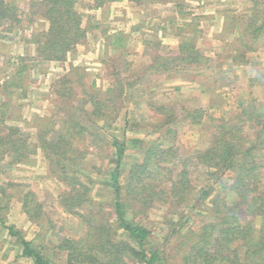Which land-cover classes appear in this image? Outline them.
<instances>
[{"label":"trees","instance_id":"obj_1","mask_svg":"<svg viewBox=\"0 0 264 264\" xmlns=\"http://www.w3.org/2000/svg\"><path fill=\"white\" fill-rule=\"evenodd\" d=\"M80 1L32 0L22 10L13 0H0V39L19 34L32 48L33 61L64 64L88 36ZM92 1L91 7L101 9L112 2L161 0ZM240 3L223 31L235 37L226 53L237 68L249 65L248 54L264 43V0ZM192 24L178 34L176 50L156 53L134 80L129 78L134 61L115 69V56L127 55L123 37H117L110 59L115 80L105 91L85 83V72L66 71L50 85L51 111L30 122L20 118L24 127L16 125L19 118L9 109L15 94L30 97L35 83L30 61L15 58L13 73L0 78V173L36 166L41 156L47 179L61 187L54 199L12 181L0 184L3 243L15 241L17 259L25 264H264V99L254 92L235 94L219 116L213 114L215 105L189 108L151 99L154 78L210 65L197 35L189 33ZM256 87L264 93V65L250 79L249 89ZM124 107L134 114L146 109L154 121L131 120L128 110L122 118ZM192 127H207L209 136L206 145L190 152L176 139ZM18 194L22 213L38 227L31 239L8 218ZM54 203L83 226L80 236L54 230L45 215ZM157 209L168 211L158 231L150 221ZM43 235L53 238L46 243Z\"/></svg>","mask_w":264,"mask_h":264},{"label":"rangeland","instance_id":"obj_2","mask_svg":"<svg viewBox=\"0 0 264 264\" xmlns=\"http://www.w3.org/2000/svg\"><path fill=\"white\" fill-rule=\"evenodd\" d=\"M13 1L22 10H27L32 2V0ZM240 2L241 0H161L153 3L150 1L139 3L124 1L112 2L109 6L95 9L91 7L92 0H81L78 10L83 16V26L89 29L88 36L86 41L71 52L67 62L61 65H42L38 61H33L32 48L24 43L25 41L19 34L1 35L0 78L12 74V64L16 62L15 58L24 56L28 58L32 67L30 81L35 82L28 92L30 97L23 98L20 97V93L15 94L9 112L14 116V119L19 118L16 125L20 127L25 126L24 121H21L20 118L30 122L46 116L52 106L50 85L55 78L69 70L78 72L80 75L85 72V83L88 85L95 83L99 90L105 91L115 80L112 77L111 66L114 62H111L110 59L116 55L113 50V42L117 37H123V48L128 50L123 49L127 54L123 57L115 56L117 66L115 69L123 68L125 63L134 61L132 76L129 77L134 80L156 53L176 50L179 43L178 34L185 33L187 31L184 29L185 25L192 22L189 33L193 31L197 35L198 46L204 54L210 57V65L200 69L199 72L189 69L188 73L184 72V75L179 77L154 78L151 90H154L155 97L151 99L163 102H183L189 108L200 106L210 108L211 105H215L214 111L212 110L215 116H219L229 109L235 94L249 97L254 92V96L263 100L262 88L256 87L250 90L249 82L254 77L256 69L264 65V43L259 45L256 52L248 54L250 64L246 66L235 67L233 60L226 53L228 46H232L236 40L235 37H231L223 31L232 24L230 15L238 14ZM38 26L41 29L47 28V25L42 23H38ZM235 30H237L236 27ZM157 43L161 44V48L155 50L154 45ZM104 60H107V66L104 64ZM117 76L116 78L119 80V76ZM146 92L149 94L150 88ZM127 110L131 120L141 117L142 120L145 118L148 121H154L153 115L148 110L139 109L140 114H134L133 110L128 107H124L122 110V118ZM122 123H124L123 120ZM24 129L28 133L33 132L28 127ZM208 136L209 129L207 127L181 130L176 139L177 145L183 150L197 151L202 145L207 144ZM7 181L22 184L23 187L26 186L38 193L39 197L46 196V194L52 195V197L56 196V192L61 189L57 184H53L51 180L47 179L41 156H38L36 166H19L9 172L4 169L0 173V184ZM8 190L10 195L17 193L15 191L17 189ZM13 198L11 211L8 214L9 221L22 229L28 239L34 238L38 227L28 222L22 213L20 195ZM45 210L46 217L51 218L54 222L56 232L64 230L74 237L82 234L83 226L74 217L65 213L59 204L54 203L53 206H47ZM167 214V210L159 211V209L154 210L151 214L150 221L155 224L154 228L157 231L163 226L161 224H166L164 220L168 216ZM168 227L165 228L168 229ZM166 232L168 233L169 230ZM6 234L0 229V244L3 245L0 250V264H25L21 259L16 258L19 250L15 241L9 240L3 243L6 240ZM52 238L49 235H43L40 239L49 243ZM52 253L50 249L49 254L52 255Z\"/></svg>","mask_w":264,"mask_h":264}]
</instances>
